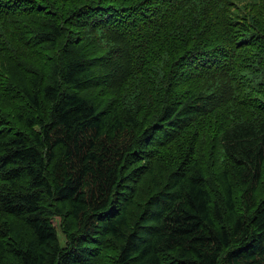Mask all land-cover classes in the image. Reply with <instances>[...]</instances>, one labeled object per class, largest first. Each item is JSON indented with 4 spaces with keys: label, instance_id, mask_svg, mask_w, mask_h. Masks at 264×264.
<instances>
[{
    "label": "trees",
    "instance_id": "trees-1",
    "mask_svg": "<svg viewBox=\"0 0 264 264\" xmlns=\"http://www.w3.org/2000/svg\"><path fill=\"white\" fill-rule=\"evenodd\" d=\"M0 264H264V0H0Z\"/></svg>",
    "mask_w": 264,
    "mask_h": 264
}]
</instances>
